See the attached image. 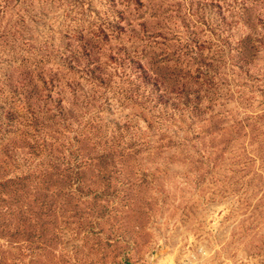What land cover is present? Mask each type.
Instances as JSON below:
<instances>
[{"label":"rangeland","instance_id":"374dc122","mask_svg":"<svg viewBox=\"0 0 264 264\" xmlns=\"http://www.w3.org/2000/svg\"><path fill=\"white\" fill-rule=\"evenodd\" d=\"M134 61L199 78L202 116L155 121ZM39 75L60 81L55 98L80 119L58 126L63 140L90 122L94 142L156 150L160 129L166 149L140 157L149 218L129 223L120 258L104 263L68 235L56 252L0 240V264H264V0H0V127L11 82ZM25 137L0 131L23 169Z\"/></svg>","mask_w":264,"mask_h":264},{"label":"trees","instance_id":"16d2710c","mask_svg":"<svg viewBox=\"0 0 264 264\" xmlns=\"http://www.w3.org/2000/svg\"><path fill=\"white\" fill-rule=\"evenodd\" d=\"M133 63L139 65V79L149 96L157 97L154 109H162L155 121H173L184 113L192 119L202 116V92L189 87L190 81L198 86L199 78H173L146 68L140 61ZM95 64L92 72L97 76L102 67ZM151 65L154 68L157 63ZM56 82L43 75L11 82V96L7 98L11 101L4 110L0 131L5 126L11 135H25L28 153L23 169L13 153L16 141L0 144V240L44 242L48 244L39 250L56 252L53 245L64 247L65 238L71 235L84 242L82 251L90 250L104 263L116 260L128 235H132L129 223L149 218L153 183L140 157L146 153L151 158L152 151L165 150L167 135L157 129L158 145L163 146L156 150L149 144L129 145L122 136L94 142L90 136L96 128L88 122L79 124L84 129L73 141L63 140L58 126L80 119L64 106V98H55L61 85ZM45 119L53 121V126ZM15 124H21L22 129H15ZM168 141L172 145L171 139ZM8 169L14 170V175L9 176ZM111 225L109 230L107 226ZM59 264L66 263L59 260Z\"/></svg>","mask_w":264,"mask_h":264}]
</instances>
